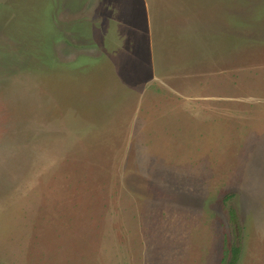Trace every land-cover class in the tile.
Masks as SVG:
<instances>
[{
	"label": "rangeland",
	"instance_id": "obj_1",
	"mask_svg": "<svg viewBox=\"0 0 264 264\" xmlns=\"http://www.w3.org/2000/svg\"><path fill=\"white\" fill-rule=\"evenodd\" d=\"M232 246L264 264V0H0V264Z\"/></svg>",
	"mask_w": 264,
	"mask_h": 264
},
{
	"label": "trees",
	"instance_id": "obj_2",
	"mask_svg": "<svg viewBox=\"0 0 264 264\" xmlns=\"http://www.w3.org/2000/svg\"><path fill=\"white\" fill-rule=\"evenodd\" d=\"M227 197H229V196H227ZM231 218L233 219V212H232ZM239 256H240V248L237 247V246H232V249H231V261H230L229 264H237Z\"/></svg>",
	"mask_w": 264,
	"mask_h": 264
}]
</instances>
